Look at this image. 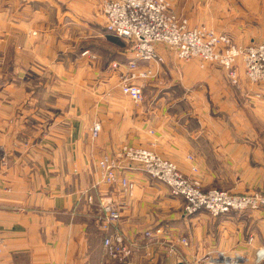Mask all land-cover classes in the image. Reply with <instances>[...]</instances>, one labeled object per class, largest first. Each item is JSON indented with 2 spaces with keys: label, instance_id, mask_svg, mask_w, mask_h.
<instances>
[{
  "label": "crops",
  "instance_id": "obj_1",
  "mask_svg": "<svg viewBox=\"0 0 264 264\" xmlns=\"http://www.w3.org/2000/svg\"><path fill=\"white\" fill-rule=\"evenodd\" d=\"M60 2L0 0V264H120L104 246L115 232L136 245L132 264H199L227 254L226 245H239L247 263L251 259L245 253L256 259L257 251L264 250V215L252 224L234 214L185 217L184 200L172 197L138 165L120 174L135 184L130 197L120 184L103 181L99 162L137 143L155 152L162 149L185 176L202 183L221 176L209 165L220 166L225 180L235 172L246 181L252 175L263 181L264 85L242 80L235 88L221 67H202L193 60L178 72L169 71L177 80L141 83L145 93H152V104L146 114L127 115L118 105L128 98L114 92L119 81L106 80L119 63L101 71L95 52L86 50L96 63L87 56L76 62L71 58V36L76 30L90 33L92 1L83 0L79 11L75 1ZM52 17L56 26L45 23ZM58 38L66 46L59 48ZM259 41L239 45L264 43ZM156 49L161 55L166 51ZM154 64L149 63L151 70L158 71ZM33 71L38 80L31 79ZM183 104L179 120L184 122L171 125L178 116L171 108ZM98 122L100 137L93 141L91 128ZM127 134H132L128 143ZM234 166H241V172ZM105 204L121 214L108 232L100 223ZM147 232L152 239L145 237ZM183 239L189 246L181 244ZM150 244L160 246L162 257ZM173 246L175 253L170 252Z\"/></svg>",
  "mask_w": 264,
  "mask_h": 264
},
{
  "label": "built area",
  "instance_id": "obj_2",
  "mask_svg": "<svg viewBox=\"0 0 264 264\" xmlns=\"http://www.w3.org/2000/svg\"><path fill=\"white\" fill-rule=\"evenodd\" d=\"M102 11L106 31L114 37L131 42L137 60L163 63L156 47L164 46L174 51L177 58L184 62L199 60L203 66L218 64L228 70L231 79L236 82L234 69L236 61L241 59L249 80L264 83V44L241 47L234 44L227 35H219L205 28H193L187 20H180L171 13L170 5L165 0H107L103 3ZM137 64V61L130 62L129 71L122 77L125 81L122 83L123 94L134 103L143 101L141 87L134 82L148 79L150 75L149 72H140ZM113 67L117 68V65ZM100 133V125L94 124L91 128L93 139L97 140ZM134 165L141 167V171L151 179L166 185L173 197L185 200V217H193L202 211L213 217H220L233 212L243 213L264 208V197L261 196H233L217 190L203 193L198 180L188 181L172 162L147 149L124 147L117 158L106 157L99 162L103 170V181L110 186L120 184L130 197L135 184L120 174L132 171ZM102 214L100 223L104 232H108L121 220L119 210L111 204L102 206ZM145 237L152 239L153 234L147 232ZM181 244L187 246L188 242L183 239ZM104 246L111 260L120 264H132L136 245L128 242L120 232L107 237ZM2 252L3 242L0 239V257ZM170 252L175 253L173 247ZM246 261L241 257L232 260L219 256L215 259L207 257L199 264H242ZM263 262L264 250H259L256 263Z\"/></svg>",
  "mask_w": 264,
  "mask_h": 264
},
{
  "label": "rangeland",
  "instance_id": "obj_3",
  "mask_svg": "<svg viewBox=\"0 0 264 264\" xmlns=\"http://www.w3.org/2000/svg\"><path fill=\"white\" fill-rule=\"evenodd\" d=\"M58 1L60 2L62 0H58ZM69 1H75L76 9H77L76 11H79L78 9H82V7H83L82 1L83 0H69ZM91 1H92V9H91V7L89 9L90 21H91L90 27H89L90 33L83 36L81 34L82 31H80V30L75 31V35L71 36L72 41L69 42L70 48H74L73 51L75 52L74 53L75 56L74 57L70 56V57L76 62L79 60L78 56H87L91 60L95 61V63L100 58V60L98 61V62H100V64L97 66L96 69L101 70V71H105L106 70L105 66H107V68H108L110 63L113 61H117L119 64L124 66V67H122L119 64L117 65V68H114L112 66V69L115 70L117 73L114 71L115 74H113V76L111 78H108V77L106 78V80H118L119 81V85H118L119 87L116 86V88L114 90V92L117 94L118 93L123 94L122 83H125V81H123L122 77L125 76V74L129 71L130 62L137 61V63H138L137 68L140 72L145 71V72L150 73L148 79L138 80L137 82L133 81L135 85H138L141 87V90L143 93V101H141L139 103H134L127 96H125L123 94L124 97L128 98V99L126 101H123L122 103H120L118 105V107L122 112L125 111V113L127 115H130V112H133L134 114L135 113L146 114L148 108H150L149 105L152 104L151 103L152 99H150V95H152V93L151 92L145 93V90H144L145 85L146 86L148 84L150 85V83H148V81L150 82V80H177V79H175V77L171 76L169 71L174 69V70H176V72H178L180 67H182V65H184V63H189V62H184V61L178 59L176 56V53L174 51H171L167 47H164V46H161V48H163V50H166L165 53L162 54L165 58H163L162 55L158 52L159 55L163 58L164 62H165V60L167 62L166 65H164V66L162 65L163 63H158L157 61L156 62H148V61L144 62L142 60L140 61V60L135 59V54L133 51V44L131 42L121 40L120 38H117V37L110 35V33H108L106 31V29L104 28V23H103V20H104L103 17L104 16H103V11H102V6H103V3L107 0H91ZM165 1L170 5L171 13L176 15L180 20H187L189 22L190 26L193 28H197V27L198 28H205V29L213 30L219 35H227L233 40L234 44H236L238 46H240L239 43L240 44H248L249 41H251V39H256V40H260L259 42H264L263 41L264 40V0H165ZM90 6H91V3H90ZM45 9H50V6H47ZM49 12H50V10H49ZM52 19L51 20L49 19V21H45V23L56 26V23L54 22V17H52ZM43 24H44V22H43ZM61 35L62 34H60V36ZM260 35L262 37H260ZM48 39H50V38H48ZM16 40H17L16 38L13 39L12 46H13V43H16ZM58 41H59V48H62L61 45L66 46L65 39L58 38ZM71 44H73V45L71 46ZM253 44H250L249 46H251ZM255 44H264V43H255ZM241 47H245V46H241ZM246 47H248V46H246ZM86 50L91 51V54H92V52L93 53L95 52L96 55L98 54L97 55L98 59L94 55H91L90 52L86 51ZM13 56H14V54L12 55V57ZM63 58L67 59L68 57L67 58L63 57ZM236 62H237V66L234 69L236 72V79H235L236 82H234L231 79L230 72H228V70L224 69L223 67H221L218 64H213V65H217V66L221 67L226 72L227 80H229L231 85L235 88H239L241 86L242 80H244L245 83H247V84H252V85H256V86L264 85V83H253V82H251L249 80V78L247 77V74L245 73V68H244V64H243L242 60L238 59ZM149 63H155L154 65H157V67H155V70H158V69L159 70L158 71H153L154 69L151 70ZM200 63L202 64V67H203V63L202 62H200ZM208 65H210V64H208ZM165 67H167V68H165ZM108 71L110 73L111 70L108 69ZM155 72H158V76L156 75ZM161 73H162V75L160 76ZM173 75L175 76V74H173ZM32 76H33L31 78L32 80H38V74L37 73H35V72L32 73ZM78 80H82V77H79ZM91 80H100V78H94V79L92 78ZM141 83H145L144 87L141 86L142 85ZM115 103L117 104V102H115ZM166 103H167V105L169 104L168 102H166ZM162 104H163V102H161L160 106ZM172 104H175V101H172ZM156 106L159 107L158 103H156ZM184 107L185 106L183 104V105L177 106L175 108H171V109H174V114L178 115L173 120L174 122H172L171 125H175L177 127L179 125V123L184 122V121L179 120V115L181 113H185ZM160 111H161V109H160ZM250 112H252L254 117H255V114H254L252 109ZM251 119H252V121L254 120L253 117H251ZM123 123H130V121H129V119L128 120L124 119ZM98 124H99V122H98ZM254 124H256V123H254ZM100 127H101V125H100ZM261 134H262V141H264V132ZM129 135H132V134H129ZM129 135L128 134L126 135V143H128V141H129ZM253 135H255V134L252 133V136ZM135 136L137 137V135H135ZM99 137H100V135H99ZM92 139H93V137H92ZM93 141H95V140L93 139ZM141 142H144V141L143 140L138 141V143H141ZM136 145H138V144L136 143ZM136 145L135 146L124 145L123 147H121L119 152L116 153V155L114 157L117 158V155H119L120 152L122 153L124 147H136V148L147 149V150L155 153L156 155H158L162 159L172 162L177 167L178 171H180V173L188 181L196 180L195 178L185 176L184 175L185 173L183 174L181 172V170L179 169L178 165L175 162L171 161V159L164 157L162 152H160L162 149H159L160 150L159 152H157V151L155 152V150H153L151 148H146L147 146L145 147L143 145L142 146H139V145L136 146ZM208 167L210 170H213L215 172V174L220 173L221 176L216 175V176H218V179L213 180L212 182L208 181V182L202 183L198 180L200 185H201L200 190L203 193H207V192L217 190L220 192H227L233 196H241V197L261 196V197H264V180L263 181L255 180V179H253L254 175H252V180L246 181L244 179V176L243 175L241 176V173H240V175H238V173L236 175L235 172H234L232 180H225L223 178V173H222V170L220 169V166L209 165ZM234 167L237 170H239V172H241V170H242L241 166H234ZM191 170L194 173L197 172V170L195 168H192ZM159 184H162V183L159 182ZM202 184H204L205 186L204 185L202 186ZM162 185H164V184H162ZM164 186H166V185H164ZM169 191H170V189H169ZM170 195H171V191H170ZM180 199L184 200L183 198H180ZM185 207H186V203L184 200L183 213L185 211ZM202 212L205 213L206 211H202ZM206 214L210 215L208 212H206ZM232 214H234L235 216L241 215L242 219L245 220V223H247V221H248L249 223L252 224L254 222L257 223L256 220H258L259 216L264 215V208L260 209L258 211H247V212H243V213L233 212L229 215H232ZM224 216H228V215H223L220 217H224ZM211 217H213V216H211ZM220 217H213V218H220ZM254 225L252 226V232H254ZM101 229H102V227H101ZM109 236L110 235H108L107 237H109ZM151 247H152V249L156 248L158 250L159 256L162 257V255L160 253V252H162L160 249V246H158V245L153 246L150 244V248ZM173 249L175 251H177V246H173ZM224 250L228 251V253L227 254L226 253H218L219 254L218 257L224 256V257H226L228 259H232V260H235L238 257H241L244 259L247 258V257L243 256L244 254L238 253V252L243 251V249H241L239 247V245H233V246L226 245V246H224ZM257 253H258V251H257ZM245 254H246V256H248L251 259V261H250V263L243 262L242 264H257L256 263L257 262V255H256V259H254L253 256H250L248 253H245ZM263 264H264V262H263Z\"/></svg>",
  "mask_w": 264,
  "mask_h": 264
}]
</instances>
